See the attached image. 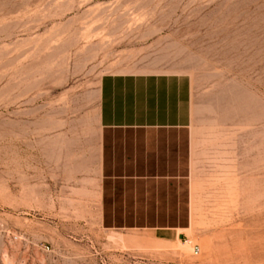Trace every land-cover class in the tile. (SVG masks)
<instances>
[{"label": "rangeland", "instance_id": "374dc122", "mask_svg": "<svg viewBox=\"0 0 264 264\" xmlns=\"http://www.w3.org/2000/svg\"><path fill=\"white\" fill-rule=\"evenodd\" d=\"M125 72L191 79L181 234L99 223V83ZM0 264H264V0H0Z\"/></svg>", "mask_w": 264, "mask_h": 264}, {"label": "crops", "instance_id": "0c3cea01", "mask_svg": "<svg viewBox=\"0 0 264 264\" xmlns=\"http://www.w3.org/2000/svg\"><path fill=\"white\" fill-rule=\"evenodd\" d=\"M192 85L182 73L104 74L99 83V223L183 233L193 222Z\"/></svg>", "mask_w": 264, "mask_h": 264}, {"label": "built area", "instance_id": "2783aa9c", "mask_svg": "<svg viewBox=\"0 0 264 264\" xmlns=\"http://www.w3.org/2000/svg\"><path fill=\"white\" fill-rule=\"evenodd\" d=\"M194 253H195V255H198L200 253V248L199 247H195L194 248Z\"/></svg>", "mask_w": 264, "mask_h": 264}, {"label": "bare ground", "instance_id": "6f19581e", "mask_svg": "<svg viewBox=\"0 0 264 264\" xmlns=\"http://www.w3.org/2000/svg\"><path fill=\"white\" fill-rule=\"evenodd\" d=\"M181 244H184L183 242H181ZM188 248V247H187Z\"/></svg>", "mask_w": 264, "mask_h": 264}]
</instances>
